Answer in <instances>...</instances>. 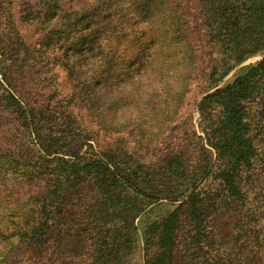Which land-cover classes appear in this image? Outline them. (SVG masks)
Wrapping results in <instances>:
<instances>
[{
	"label": "rangeland",
	"instance_id": "1",
	"mask_svg": "<svg viewBox=\"0 0 264 264\" xmlns=\"http://www.w3.org/2000/svg\"><path fill=\"white\" fill-rule=\"evenodd\" d=\"M47 2L53 7L44 8ZM55 2L0 0V264H108L95 252L102 240L95 227L98 221L87 224V210L100 213L90 187L66 191L65 205L51 207L54 217L48 227L36 228L44 214L31 210L33 205L38 209L33 198H49L56 184L46 177L47 165L39 155L44 151L24 117L58 122L59 127L77 121L93 145L80 141L81 153L112 148L140 159L158 175L164 174L168 154L184 152L198 180L195 191L202 199L204 220L198 239L207 258L215 264H264L260 108L254 105L251 111L259 153L244 178L246 204L239 203L248 216L240 224L230 219L233 208L214 178L216 153L202 139L205 125L199 109L204 96L231 83L264 55L237 65L212 86L204 75L220 55L201 25L198 0ZM106 31L110 39L103 53L100 44ZM38 165L44 166V174L34 177ZM157 179V186L166 182ZM167 195L157 194L158 201L136 219L137 247L124 264H143L146 225L180 201L179 194ZM185 224L182 233L191 229ZM40 232L45 233V245H30V235ZM232 233L236 237L231 241ZM190 235L194 242L193 231L182 235V241Z\"/></svg>",
	"mask_w": 264,
	"mask_h": 264
},
{
	"label": "trees",
	"instance_id": "2",
	"mask_svg": "<svg viewBox=\"0 0 264 264\" xmlns=\"http://www.w3.org/2000/svg\"><path fill=\"white\" fill-rule=\"evenodd\" d=\"M47 6L53 7L49 2L44 8ZM198 6L201 25L220 55L204 75L209 85L214 86L251 57L264 55V0H198ZM102 24L107 26L105 21ZM109 39L110 34L106 31L100 44L103 53ZM102 74L101 77L104 72ZM254 105L259 106L261 121H264V57L225 87L204 96L199 105L205 119L202 139L216 153L214 178L220 182V190L233 208L229 210L230 219L238 224L242 223L245 214L248 216L239 202L243 206L246 204L242 192L244 178L249 177L259 153L255 142L257 135L250 120ZM24 118L25 125L40 141L44 151L39 155L47 165L46 177L56 184H53L56 189L49 192V198H33L38 202L37 210L30 205L36 214H44L36 224L37 229L48 227L49 219L54 217L50 211L52 206L65 205L66 191L88 186L95 193L100 210L99 217L95 209L87 210L88 226H93L97 220L95 227L102 236L101 249L95 252L108 264H124L137 247L139 227L135 224L136 219L158 201L157 194L163 197L176 193L180 200L178 206L146 225L142 239L143 264H185L182 257L188 264H215L200 247L198 238L204 224L202 199L195 191L198 180L192 177L194 172L189 170L184 152L168 154L164 174L158 175L140 159L132 160L127 153L112 148L100 147L94 153H81L80 141L90 147L93 145L87 142L91 137L83 136L84 129L77 121L62 123L59 127L58 122ZM65 146H71V149L63 150ZM42 168V165L36 167L34 177L44 174ZM157 178L166 180L165 184L155 185ZM29 219L24 222L28 224ZM185 222L191 226L187 231L195 234L194 242L193 235L188 241L184 238L182 241V235L185 237L187 232L182 233ZM44 234H31L29 244L45 245ZM231 235L232 241L236 234Z\"/></svg>",
	"mask_w": 264,
	"mask_h": 264
}]
</instances>
